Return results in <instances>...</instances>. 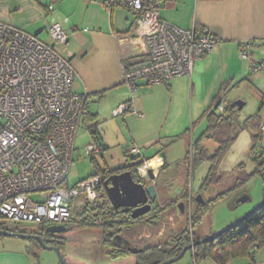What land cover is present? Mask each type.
I'll return each mask as SVG.
<instances>
[{"label": "crops", "instance_id": "1", "mask_svg": "<svg viewBox=\"0 0 264 264\" xmlns=\"http://www.w3.org/2000/svg\"><path fill=\"white\" fill-rule=\"evenodd\" d=\"M159 1L163 20L193 27L200 33L209 32L217 36L219 42L213 51L196 61L191 74L158 84L140 80L133 89L125 82L123 64L132 67L145 62L148 46L146 32L131 11L122 6L106 9L93 0H0V21L18 27L48 45L55 44L48 27L52 23L62 25L69 40L57 48L74 66L75 92L88 94L89 113L82 128L91 141L100 146L99 155L102 157L116 151H124L126 157V154H132L133 147H138L142 160L157 174L153 182L158 197L168 196L158 186L161 168L166 166H161L160 152L165 150L168 161L172 162L175 142L183 136L187 137V143L193 140L187 135L191 123L206 121L205 132L209 125L208 116L214 111L217 99L221 97L224 108L235 102L227 101L232 88L247 91L256 106L261 103L257 113L246 118L241 117L239 110V120L258 116L264 126V73L252 72L250 61L240 54L242 43L251 42L254 44L252 59L256 62L264 60V0ZM128 102H131V108L115 116V110ZM216 112L222 113V110L218 107ZM92 128L97 131L96 138L91 134ZM184 128L187 130L182 132ZM250 130L253 131L252 147L257 132H260L257 145L264 141L263 127L258 131L255 128ZM260 153L264 154V149ZM154 159L158 161L156 167L149 164ZM189 185L191 188L190 181L185 185L180 183L176 187L175 199L180 198L183 189ZM84 208L82 206L78 213L74 212L70 223L81 217ZM86 216L84 214L82 219ZM104 232L101 241L106 249L107 262L80 260L72 253H66L67 240L63 237L65 242L59 246L67 264H137L134 254L112 258L109 250L113 248L103 243ZM163 237L161 233L157 235L159 240ZM156 242L149 244L162 245V242ZM149 244H141V247L146 248ZM42 249L28 239L27 242L13 243L5 242L0 236V264H42ZM48 264L61 263L51 259ZM200 264L219 263L207 257ZM227 264H264V247L256 252L255 260L240 257Z\"/></svg>", "mask_w": 264, "mask_h": 264}, {"label": "built area", "instance_id": "2", "mask_svg": "<svg viewBox=\"0 0 264 264\" xmlns=\"http://www.w3.org/2000/svg\"><path fill=\"white\" fill-rule=\"evenodd\" d=\"M93 1L106 9L125 7L146 32L148 59L132 67L123 64L125 82L133 89L140 80L158 84L191 74L196 61L219 42L209 32L163 20L159 0ZM48 30L53 45L0 21V220L67 225L74 218L72 207L93 205L99 198L101 174L74 187L68 184L77 140L88 114V94L75 92L74 66L57 48L67 44V32L60 23H52ZM253 45L242 43L241 57L250 61L252 72L264 73V60L252 59ZM131 105H121L115 116ZM219 109L225 110L223 105ZM85 149L89 156L101 152L95 141ZM131 153L139 155L141 151L135 146ZM260 155L254 153L255 157ZM148 168L147 162L139 167L140 176H145ZM94 222L99 225L105 220L98 215Z\"/></svg>", "mask_w": 264, "mask_h": 264}, {"label": "rangeland", "instance_id": "3", "mask_svg": "<svg viewBox=\"0 0 264 264\" xmlns=\"http://www.w3.org/2000/svg\"><path fill=\"white\" fill-rule=\"evenodd\" d=\"M241 94L239 97L238 95ZM227 101L242 100L248 102L242 110H240L241 117L246 118L247 115H254L259 109L260 102L255 105L254 98L249 96V93L243 89L236 90L235 88L229 91L227 94ZM206 121H199L196 124L189 125L188 136L190 138L198 139L206 128ZM83 129V128H82ZM80 130V134L77 140L78 150L74 154V162L71 166L68 183L71 187H74L78 182L94 175L98 170V165L101 166L103 171L98 172L102 175L106 167L112 169L122 167L124 163L131 158L134 161L142 160V155L130 154L129 157H125L124 151H116L112 154H105L104 157L99 154H95L97 160L93 161L92 156L86 153V144L91 142L89 135L86 133L85 128ZM251 129V128H250ZM243 130L238 133V138L234 144L228 149L217 168V175L221 177L219 183H214L208 188H204L203 183L209 173L211 162L204 161L199 164L194 162L195 158V146L193 147V140L189 143L186 142V136L178 139L174 147V155L172 162L168 161V164L164 168H161L158 181L159 187L165 191L168 196H159L157 198L156 206L160 208V216L150 219V215L145 217L143 222H137L132 225L124 226L123 230L127 234V238L134 246L141 247V244H149L151 242H162V246L166 248V243H170L181 231L182 221L185 219L187 222V214H181L178 206L171 204V197L175 199V191L180 183L185 185L186 182H191V190L195 196L198 194L207 195L209 198L215 197L217 194L232 189V186L237 178L245 177V175L253 174L252 178L247 184L237 190L227 194V196L212 205L210 211L205 215L204 219L195 225V232L197 235L204 237L203 235H210L216 233L226 226L234 223L250 210L254 209L263 199L264 195V177L255 172L257 168V160L252 158V133L251 130ZM187 129L181 130L185 132ZM196 132V133H195ZM196 134V136H195ZM194 136V137H193ZM195 143V142H194ZM216 142L212 139H203L204 144L208 150L213 153L217 147ZM192 144V146H191ZM264 149V141H261L255 150V153L261 152ZM194 154V155H193ZM263 159H260L262 161ZM107 162L109 166H107ZM148 165V164H147ZM217 176V177H218ZM186 187V186H185ZM180 189V187H178ZM242 194H249L251 201L239 204L237 206L236 200ZM34 198H38L39 194H32ZM170 203V204H169ZM73 212L80 210V207L75 205L72 207ZM82 217H78L68 226H72L70 231L62 233V236L66 238V253H72L76 258L80 260H88L96 263H104L107 257L106 249L102 246L101 235L103 234V226L100 225H82ZM149 220V221H148ZM6 227L18 228L23 231H40V224L35 222H20L15 223L9 219L2 218ZM161 233L164 237L162 240L157 238V235ZM5 242L23 243L27 242V239L19 237L1 236ZM16 238V239H15ZM157 238V239H156ZM156 242V243H157ZM40 259L42 264H48L51 259L59 261L58 254L55 251L42 249ZM64 257L65 254L62 252ZM66 260V259H65ZM110 260V259H109ZM60 262V261H59ZM107 262V261H106ZM107 264V263H106ZM173 264H194V257L191 250L187 251L185 256L179 261Z\"/></svg>", "mask_w": 264, "mask_h": 264}, {"label": "trees", "instance_id": "4", "mask_svg": "<svg viewBox=\"0 0 264 264\" xmlns=\"http://www.w3.org/2000/svg\"><path fill=\"white\" fill-rule=\"evenodd\" d=\"M222 99L221 97L217 99L215 104V109L209 114V125L206 131L202 134V136L195 141L194 150L195 158L194 162L199 164L204 161H210L211 167L209 173L203 183L204 188L210 187L214 183H219L221 177L217 175V168L220 165L226 151L230 149V147L234 144L235 140L238 137V133L243 130L255 128L257 131L262 128V123L259 120L258 116H251L247 118L245 121L239 120V110L236 106L229 105L225 107V110L222 113H217V108L221 105ZM89 113V111H88ZM88 115V114H87ZM86 115V116H87ZM85 116V118H86ZM84 118V120H85ZM91 134L93 138H96V129L92 128ZM255 143L252 147L253 156L252 158L255 160H259L257 162V168L255 172L262 175L264 177V154L261 153L260 157H255L254 153L257 147L256 141L260 137V132L254 135ZM212 139L217 143V147L213 153H211L208 148L202 144L203 139ZM126 157H129L126 154ZM260 159H263L260 161ZM92 160L96 161V158L92 156ZM144 160L134 161L131 158V161L128 160L127 164L118 167V168H109L106 167L105 171L102 172V176L108 177L113 173H118L124 170H132L136 172L138 167L143 165ZM98 170L94 173L99 174L98 172L103 171L101 166L98 165ZM218 176V177H217ZM253 174L245 175V177H239L235 180L232 189L222 193L217 194L213 199L206 204H198L197 212L193 216L195 224L200 223L205 215L210 211L212 205L214 203L223 200L228 193L232 191H237L243 188L247 182L252 178ZM101 192L103 193L101 195ZM157 207V206H156ZM85 210L83 213L85 214L86 211H98L99 216H101L105 222L103 224H99L104 227V237L103 243L104 245L108 246V248H113L109 250L112 258H117L123 255H132L126 249H117L114 246V242L110 239L111 237V228L117 229L119 227H124L125 225L129 227L141 219L132 218L128 213H122L121 211H116V209L110 205V200L107 196V191L104 188L101 190L99 189V198L94 203V205L85 206ZM156 209V208H155ZM80 216L83 218L84 214ZM89 217V218H88ZM116 217V221L112 223L110 218ZM95 217L94 215L86 216L85 219H82V225H98L94 222ZM84 222V224H83ZM3 221H0V228L6 229L9 231H16L21 233H32V234H41L34 231H23L18 228H8L4 225ZM43 225V224H40ZM45 225V224H44ZM110 231V232H109ZM43 235V234H42ZM46 240V239H45ZM35 246L40 247L37 241L31 240ZM47 241V240H46ZM65 241L60 242V244H64ZM61 244V245H62ZM60 247V246H59ZM183 245L178 248H166L161 244L155 245L150 248L144 249V252L134 254L137 257V264H160L161 262L177 256L178 253L181 251ZM264 247V206L253 212L248 218H246L243 222H241L238 226L230 229L229 231L221 234L216 239L209 241L205 244L199 245L195 247L191 252L193 253L194 260L196 264H200L205 258L212 257L214 258L219 264H227L229 261L240 258V257H250L251 259L255 260L256 252ZM61 248V247H60Z\"/></svg>", "mask_w": 264, "mask_h": 264}, {"label": "water", "instance_id": "5", "mask_svg": "<svg viewBox=\"0 0 264 264\" xmlns=\"http://www.w3.org/2000/svg\"><path fill=\"white\" fill-rule=\"evenodd\" d=\"M245 104L246 102L242 100H236L232 105L236 106L238 110H242ZM160 158L162 160L161 166L168 164L167 153L165 150L160 152ZM136 174L139 175L138 178L140 180L135 177V172H133L132 170H124L118 173H113L105 180L107 196L112 206L123 213L130 212L132 218L134 219L140 218L151 212L153 209L152 201L157 200L158 197L157 189L153 182L157 178V174L155 173L154 169L149 167L146 175L143 177L140 176L139 173ZM196 201H198L199 203H205V198L202 194H198L196 196ZM248 201H251V196L249 194H242L237 198L236 204L238 206L239 204L246 203ZM263 206L264 195L262 201L254 209L247 212L234 223L226 226L225 228L216 233L210 234L203 238H199L193 243H189L188 245L182 248V250L177 256L169 258L161 262L160 264H173L179 261L185 256L187 251L193 250L199 245L212 241L221 234L238 226L253 212L261 209ZM178 208L180 209L181 214H184L185 203L183 201H180L178 203ZM72 228V226L67 225L51 224L45 226V232L51 235H61L64 232L70 231ZM0 236L20 237L28 240H35L42 248L55 251L58 254V258L61 264H67L61 248L59 247V245L55 244L58 243L61 238H55V240L46 241L42 234L14 232L1 228ZM114 239L117 240L118 246H121L123 244L127 251L132 254L144 252V249L134 246L131 241L122 234H115Z\"/></svg>", "mask_w": 264, "mask_h": 264}, {"label": "flooded vegetation", "instance_id": "6", "mask_svg": "<svg viewBox=\"0 0 264 264\" xmlns=\"http://www.w3.org/2000/svg\"><path fill=\"white\" fill-rule=\"evenodd\" d=\"M138 173L137 171L135 172V177L137 179L138 178ZM109 175V174H108ZM108 175L107 176H103V181L101 183V190H103L104 188L106 189L105 187V180L108 178ZM140 180V179H139ZM186 189V188H185ZM103 193L101 192V195ZM204 198H205V203H200V204H206V203H209L213 197L209 198L208 196H205L203 195ZM180 201H183L185 203V209H184V214L186 213L187 214V222L185 223V219L182 221V226H181V231L180 233L170 242V243H166L165 245L167 247H170V248H178L180 247L181 245L186 246L188 245L189 243H193L195 242L197 239L199 238H203L202 236H199L197 235V233L194 231L195 230V221L193 219V216L196 214L197 212V206L199 204L198 201H196V196L193 194L191 188H187L186 190L183 189V192H182V195L180 196V198H176V199H172L170 201L171 204H175L176 206H178V203ZM156 203H157V200L155 201H152V205H153V209L151 212H149L148 214L142 216L143 219H141L140 221L138 222H143V220L145 219V217H147L148 215H150V219L152 220V218L155 216V217H159L160 216V208L156 207ZM169 203V204H170ZM94 205V204H93ZM110 205L112 206L111 202H110ZM92 206V205H91ZM156 208V209H155ZM180 210V209H179ZM116 211H120L118 209H116ZM123 213V212H122ZM181 213V211H180ZM89 214V215H88ZM130 216H131V213L129 212L128 213ZM85 215L87 216H90V215H99V212L98 211H86L85 212ZM132 217V216H131ZM116 217H112L110 218V221L112 223H114L116 221ZM138 219V218H137ZM204 219V218H203ZM149 221V220H148ZM137 223V222H136ZM45 226L46 225H41L40 226V231L38 233H41L43 234L44 238L47 240V241H51V240H55V238H61L58 243H55L57 245H61L60 242L62 241H65V239L63 238L62 234L61 235H51V234H47L45 232ZM124 228L123 227H119L117 229H114V228H111V240L114 242V246L117 248V249H126L125 246L122 244L121 246H118V242L116 239H114V236L115 234H122L124 235L126 238H127V234L125 233V231L123 230ZM205 237V236H204ZM156 244H149L146 248H150V247H153L155 246ZM163 245V244H162ZM137 247V246H136ZM182 247V248H183ZM140 248V247H138ZM146 248H142V249H146ZM127 250V249H126ZM182 250V249H181ZM180 253V252H179ZM178 253V254H179Z\"/></svg>", "mask_w": 264, "mask_h": 264}, {"label": "bare ground", "instance_id": "7", "mask_svg": "<svg viewBox=\"0 0 264 264\" xmlns=\"http://www.w3.org/2000/svg\"><path fill=\"white\" fill-rule=\"evenodd\" d=\"M157 162H158L157 159H154V160L150 161L149 164H150V166H152V167H156L157 164H158Z\"/></svg>", "mask_w": 264, "mask_h": 264}, {"label": "clouds", "instance_id": "8", "mask_svg": "<svg viewBox=\"0 0 264 264\" xmlns=\"http://www.w3.org/2000/svg\"><path fill=\"white\" fill-rule=\"evenodd\" d=\"M145 162H146V161H144L143 165L145 164ZM143 165H142V166H143Z\"/></svg>", "mask_w": 264, "mask_h": 264}]
</instances>
